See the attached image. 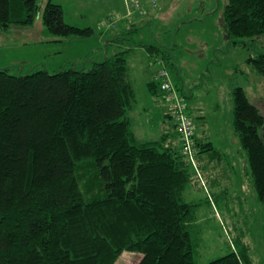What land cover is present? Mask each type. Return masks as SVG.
Masks as SVG:
<instances>
[{"label": "trees", "instance_id": "obj_1", "mask_svg": "<svg viewBox=\"0 0 264 264\" xmlns=\"http://www.w3.org/2000/svg\"><path fill=\"white\" fill-rule=\"evenodd\" d=\"M45 1L42 9L41 0H0V31L33 26L41 8L55 41L96 35L67 23L62 5ZM223 21L229 42L247 46L264 35V0H227ZM122 39L108 41L106 50L116 42L119 49L88 70L0 69V264H116L126 252L138 255L135 264H198L189 230L197 204L184 194L193 183L211 194L219 189L226 156L195 134L190 160L170 113L163 119L172 122L168 129L161 122L160 133L137 134L130 56L138 49L123 48ZM138 45L154 57L163 53ZM247 63L264 76V53ZM156 73L146 88L165 101ZM245 86L232 83V125L264 205V115ZM177 88L186 95L184 83ZM237 237L229 254L208 264H255L247 237Z\"/></svg>", "mask_w": 264, "mask_h": 264}, {"label": "rangeland", "instance_id": "obj_2", "mask_svg": "<svg viewBox=\"0 0 264 264\" xmlns=\"http://www.w3.org/2000/svg\"><path fill=\"white\" fill-rule=\"evenodd\" d=\"M52 1L62 5L67 23L92 27L96 35L55 41L57 38L43 25L40 8L33 26L0 31V69L8 68L14 75L44 68L50 72L74 66L88 70L104 59L98 58L101 53L119 49L116 42L114 48L106 50L108 41L126 38L120 42L122 47L138 49L142 54L138 60L130 56V75L135 79L140 105L149 100L146 81L156 71L159 79V70L167 67L173 85L186 86V95L178 93L186 103L195 134L215 143L227 160L219 189H211V194L202 184L193 183L184 194L187 202L197 204L189 229L196 244L197 263L208 264L229 254L231 240L237 241L240 234L247 237L255 264H264V205L245 173L246 159L232 125L231 96L232 83L242 81L251 102L264 115V76L247 63L250 56L264 53V35L247 41V46L229 42L223 33L227 0ZM45 2L41 0L42 9ZM105 30L106 35L102 32ZM138 44L155 45L163 53L154 57ZM165 54L170 55V62ZM237 67L247 73L249 81L239 80ZM158 104L159 112L153 119L156 126L150 129L146 125L147 134L160 133V117L164 119L170 113L167 100H158ZM173 123L178 134L175 119ZM164 124L166 129L171 125L169 120ZM262 134L264 137V131ZM139 260L138 255L126 252L116 264H135Z\"/></svg>", "mask_w": 264, "mask_h": 264}, {"label": "built area", "instance_id": "obj_3", "mask_svg": "<svg viewBox=\"0 0 264 264\" xmlns=\"http://www.w3.org/2000/svg\"><path fill=\"white\" fill-rule=\"evenodd\" d=\"M159 78L162 81L161 89L164 92V98L168 101L169 112L177 123V132L183 148L182 152L195 162V127L187 111L186 103L172 84L166 67L162 66L159 70Z\"/></svg>", "mask_w": 264, "mask_h": 264}, {"label": "crops", "instance_id": "obj_4", "mask_svg": "<svg viewBox=\"0 0 264 264\" xmlns=\"http://www.w3.org/2000/svg\"><path fill=\"white\" fill-rule=\"evenodd\" d=\"M141 2V1H140ZM142 3V2H141ZM144 3H142V6H143ZM105 35L108 34L107 30L105 31H102ZM104 41V39H103ZM115 46L112 45V48H114ZM108 52L106 51L105 54L104 53H101L98 58H102L104 56H106ZM139 55H142L139 50L136 51L135 54H132V57L134 59H139ZM131 61V59H130ZM155 76V73L152 75V78ZM152 78L150 80H152ZM148 80V79H147ZM148 81H146L147 83ZM146 89V94H147V97H149V100L148 101H144V103L142 102L140 105H138V99H137V103H136V106H135V113H136V127H135V130L137 132V134L141 135V134H145V126H149V128L151 127L150 125H148V123L150 124L151 123V120L154 119V117L158 114L159 111H157V109L160 108L159 104H158V101L156 99H153V98H150L151 95L149 94L148 92V89L145 87ZM185 92H186V88H185ZM191 94V93H190ZM191 97H193V94L190 95ZM156 101V102H155ZM151 102V106L149 105V103ZM153 118V119H152ZM162 120H160V122L164 123L163 121V118L160 117ZM170 123H172L170 121ZM215 144V143H214ZM222 153L223 151L221 149H219ZM224 150V149H223ZM225 152V151H224ZM224 154V153H223Z\"/></svg>", "mask_w": 264, "mask_h": 264}, {"label": "bare ground", "instance_id": "obj_5", "mask_svg": "<svg viewBox=\"0 0 264 264\" xmlns=\"http://www.w3.org/2000/svg\"><path fill=\"white\" fill-rule=\"evenodd\" d=\"M162 63V61H160Z\"/></svg>", "mask_w": 264, "mask_h": 264}]
</instances>
